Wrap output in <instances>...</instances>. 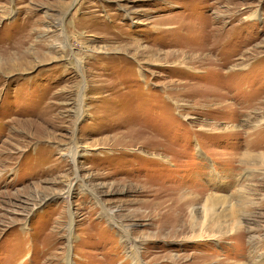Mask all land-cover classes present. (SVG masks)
I'll use <instances>...</instances> for the list:
<instances>
[{"label":"rangeland","instance_id":"obj_1","mask_svg":"<svg viewBox=\"0 0 264 264\" xmlns=\"http://www.w3.org/2000/svg\"><path fill=\"white\" fill-rule=\"evenodd\" d=\"M0 264H264V0H0Z\"/></svg>","mask_w":264,"mask_h":264}]
</instances>
